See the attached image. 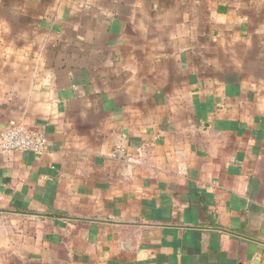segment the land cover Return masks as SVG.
<instances>
[{
    "label": "crops",
    "instance_id": "1",
    "mask_svg": "<svg viewBox=\"0 0 264 264\" xmlns=\"http://www.w3.org/2000/svg\"><path fill=\"white\" fill-rule=\"evenodd\" d=\"M0 264H264V0H0Z\"/></svg>",
    "mask_w": 264,
    "mask_h": 264
},
{
    "label": "built area",
    "instance_id": "2",
    "mask_svg": "<svg viewBox=\"0 0 264 264\" xmlns=\"http://www.w3.org/2000/svg\"><path fill=\"white\" fill-rule=\"evenodd\" d=\"M47 136L41 129L17 123L0 134V156L10 151L43 152L47 147ZM4 199L0 193V202Z\"/></svg>",
    "mask_w": 264,
    "mask_h": 264
}]
</instances>
